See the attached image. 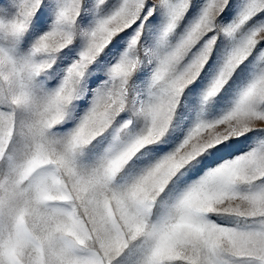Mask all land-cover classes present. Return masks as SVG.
I'll return each mask as SVG.
<instances>
[{"label":"snow or ice","instance_id":"snow-or-ice-1","mask_svg":"<svg viewBox=\"0 0 264 264\" xmlns=\"http://www.w3.org/2000/svg\"><path fill=\"white\" fill-rule=\"evenodd\" d=\"M80 3L73 0L66 5L59 22L74 25ZM154 3L170 9L168 32L191 6V0ZM230 3L209 0L188 37L160 57L154 78L159 94L139 109V114L150 118V126L92 168L79 166L75 153L101 136L127 109L130 80L141 62L135 55L139 33L129 46L132 58L125 53L115 65V82L98 98L71 139L67 143L54 140L49 129L62 122L89 65L121 32L138 22L148 0H123L112 15L101 19L63 85L46 100L33 95L30 81L47 65L0 47V264H122L125 258L127 264H264V189L242 190L264 180V148L219 167L177 198L166 215L155 222L151 219L161 194L193 160L229 134L264 128V77L248 89L231 113L196 126L174 151L148 165L130 186L121 189L114 184L138 155L166 143L178 98L210 66L218 37L212 36L188 66L181 67V61L192 45L214 31L216 20ZM13 4L16 11L7 27L18 36L27 31L43 0H13ZM99 4L105 5L106 0ZM260 13H264V0H249L240 24ZM253 37L264 40V29ZM253 37L233 53L210 96L226 86L247 59L248 48L258 43ZM73 39L72 31L45 33L34 55L59 52ZM132 126L129 120L124 127ZM13 143H17L15 152L10 151ZM208 214L235 216L247 227L220 226Z\"/></svg>","mask_w":264,"mask_h":264},{"label":"rangeland","instance_id":"rangeland-1","mask_svg":"<svg viewBox=\"0 0 264 264\" xmlns=\"http://www.w3.org/2000/svg\"><path fill=\"white\" fill-rule=\"evenodd\" d=\"M72 3L73 0H43L27 31L14 36L7 27L16 11L13 0H0V47L9 49L18 57L35 59L38 63L47 65L30 81V89L39 100L54 96L67 78L69 69L87 49L90 33L97 23L112 15L123 0H106L105 5H100L99 0H82L76 23L72 26L60 23L61 10ZM248 3L249 0H231L225 14L216 20L214 31L202 36L186 52L181 67L194 62L212 36L218 37L214 56L209 61L210 66L206 65L199 76L183 89L178 98L166 143L138 155L136 163L117 175L114 180L116 187L123 189L130 186L144 173L148 165L165 153L174 151L196 126L202 123L210 124L227 116L235 109L248 89L264 77V40L253 37L254 33L264 29V13L240 24ZM208 4L209 0H191V6L178 21L175 29L168 32L170 9L156 5L154 0H148L147 8L138 22L121 32L99 54L95 62L89 65L84 78L75 86L74 99L66 108L62 122L49 129V137L61 143H67L71 139L90 114L98 98L115 82L113 79L115 65L124 58L125 53L132 58L129 46L139 33L140 42L135 55L139 56L141 62L130 80L127 109L116 117L101 136L90 144L78 148L75 158L79 166L92 168L130 144L136 135L150 126V118L139 114V109L159 94L160 89L154 83V78L160 57L173 51L188 37L204 15ZM58 29L74 33L72 44L59 52L34 55L40 38L45 33ZM232 29L235 30L231 31ZM249 37L257 39L258 43L248 48L247 59L232 74L228 84L216 95L210 96L209 92L227 62L237 49L246 44ZM129 120L133 121V126L125 128ZM261 148H264V128L253 127L248 131L229 134V137L223 139L220 144L210 147L193 160L182 171L179 179L161 194L152 209V221L155 222L166 215L177 198L219 167ZM16 149L17 143H13L10 151L15 152ZM261 189H264V180L256 181L251 186H242V190ZM208 219L220 226L247 227L245 221L228 214H208ZM236 260L239 261L240 258ZM122 264H127V258Z\"/></svg>","mask_w":264,"mask_h":264}]
</instances>
